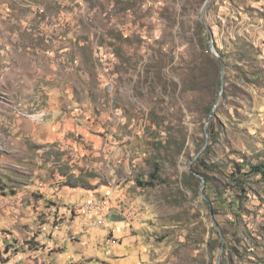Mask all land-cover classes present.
<instances>
[{
    "label": "rangeland",
    "instance_id": "obj_1",
    "mask_svg": "<svg viewBox=\"0 0 264 264\" xmlns=\"http://www.w3.org/2000/svg\"><path fill=\"white\" fill-rule=\"evenodd\" d=\"M205 1L0 0V264H217L215 226L220 264H264V178L234 187L264 165V0L206 8L226 86L194 160L221 80ZM69 182L109 188L122 230L84 235Z\"/></svg>",
    "mask_w": 264,
    "mask_h": 264
},
{
    "label": "trees",
    "instance_id": "obj_2",
    "mask_svg": "<svg viewBox=\"0 0 264 264\" xmlns=\"http://www.w3.org/2000/svg\"><path fill=\"white\" fill-rule=\"evenodd\" d=\"M204 25L200 22H198V27L201 29V27H203ZM205 27V26H204ZM204 63L202 65L203 68L205 69H208V70H211L213 73H214V76L216 77V80L218 78V71H219V68H221V65L220 63L217 61V59H215L212 55H210L208 52L206 53L205 55V59H204ZM221 85V80H217V83H216V86H220ZM220 92V91H218ZM214 103L215 101L212 100V102L208 105L207 109H206V113L208 115L211 114V111L214 107ZM214 128V123H211V129ZM211 148H209L210 150ZM197 167L198 169H201L203 166L201 164H197ZM211 171L212 170H218L220 168V166L218 165H211ZM246 170L242 173V170ZM156 172L155 174L153 173L151 176H150V181H147L146 183H143V185L141 186H149V187H152L154 186L155 182L158 181V177L156 176V174H158V168L155 167V171ZM191 172L192 174L196 175L195 172H198V171H193L191 169ZM239 177L237 180H235V189H237V196L239 199H241V204L243 205V203L247 200L248 198V195H249V185L251 184V178L253 176H261L262 178H264V165L263 164H259V165H254L252 163H249V162H245V163H242V165H238V169H237V172H236ZM200 174H202L201 172H198V175L200 176ZM194 175H190L191 177H194ZM202 176V175H201ZM199 177L200 178V182H202V179L203 178L205 180V198L204 199V204L207 206V208L213 212V214H216L214 211H212L211 209V194H210V191H213V190H217V188H213V183H212V180L207 177V176H203V177ZM67 187H70V188H78V187H81V188H87L86 185H79V184H74L72 182H69L67 183L66 185ZM225 192H222L220 194H223L224 195ZM213 194V192H212ZM216 203H220L222 204V206L226 207V208H229L230 207V204L227 205V200L226 199H223L222 200V203L219 199H216L215 200ZM240 203L237 204V210H236V213H235V218L237 219H240L242 217V213H246V209L240 205ZM240 205V206H239ZM226 249V248H224ZM237 252V251H236ZM221 264H224V262H222Z\"/></svg>",
    "mask_w": 264,
    "mask_h": 264
},
{
    "label": "built area",
    "instance_id": "obj_3",
    "mask_svg": "<svg viewBox=\"0 0 264 264\" xmlns=\"http://www.w3.org/2000/svg\"><path fill=\"white\" fill-rule=\"evenodd\" d=\"M113 202V192L109 188L101 192H94L82 202L78 209L80 219L81 212H88V219H81L84 235H89L92 231L100 229H108L114 235L122 230L110 219L115 208Z\"/></svg>",
    "mask_w": 264,
    "mask_h": 264
},
{
    "label": "water",
    "instance_id": "obj_4",
    "mask_svg": "<svg viewBox=\"0 0 264 264\" xmlns=\"http://www.w3.org/2000/svg\"><path fill=\"white\" fill-rule=\"evenodd\" d=\"M211 0H206L202 9H201V12H200V17H199V20L200 22L205 26L206 30L208 31V33L210 34V37H211V41L209 43V51L211 53V55L217 59V61L220 63L221 65V85H220V92L218 94V97H217V100H216V104L214 105L212 111H211V114L209 115L208 117V121H207V125L205 126V136H206V143L205 145L203 146V148L201 149V151L197 154V156L195 157L194 160H196L201 154L202 152L206 149L207 145H208V142H209V134L207 132V128L209 126V123L212 119V115L214 113V111L216 110L217 108V103L220 99V97L222 96L223 92H224V89H225V81H224V69H225V65L221 59V57L218 55L217 51L215 50V46H214V42H213V39H212V34H211V30L209 28V26L206 24L205 20H204V15H205V11H206V8L208 6V4L210 3ZM193 163V161L191 162ZM198 177H200L199 175H197ZM202 179V182H201V187H200V192L202 194V196L205 198V196L203 195V189H204V186H205V180L203 178ZM215 225V224H214ZM215 229L218 231L220 237H221V248H220V255H219V259L217 261V264H220L221 262V256H222V253H223V249H224V243H223V235H222V232L220 231V229L218 227L215 226Z\"/></svg>",
    "mask_w": 264,
    "mask_h": 264
},
{
    "label": "crops",
    "instance_id": "obj_5",
    "mask_svg": "<svg viewBox=\"0 0 264 264\" xmlns=\"http://www.w3.org/2000/svg\"><path fill=\"white\" fill-rule=\"evenodd\" d=\"M81 151V150H80ZM70 188V187H69ZM71 189V191L73 192L72 194H73V198H74V200H76V201H84L86 198H88V197H90L94 192H92V191H88V190H86V189H83V188H81V187H78V188H70ZM95 192H98V191H95ZM89 193V194H88ZM114 204H115V199H114ZM81 205V204H80ZM80 207V206H79ZM79 207H78V209H79ZM78 209H77V219H78V223H79V227H80V231L82 232V221H81V219H82V215H81V219H80V217H79V213H78ZM115 220V219H114ZM113 221V220H112ZM117 223H119V222H116V221H113V224L114 225H118ZM132 224V223H131ZM63 236V233L61 234V236H59V238L58 237H55L54 238V240L55 241H57V242H61L60 240H61V237ZM85 237V236H84ZM102 238V237H101ZM94 239H92V241H93ZM99 240H100V237H99ZM91 240H89V242H90ZM83 242V245L85 244V243H89V242H85L84 240L82 241ZM98 242H100V244L102 243V241H98ZM67 243H69V242H67ZM104 244V243H103ZM86 245V244H85ZM93 245H94V242H93ZM64 247H66L65 248V250L64 251H62V252H60V253H58L60 256H66V258H65V260H68L69 258H70V256H79V258H80V260H83L84 258L82 257V255H80V254H76L78 251H79V249H78V251H76V252H74L73 250H71V249H69V245L67 246V244H64ZM93 247V246H92ZM89 248L88 249V251L85 253V254H87V256H91V254H93L96 250H97V247H95L94 249L93 248ZM78 248V247H77ZM84 249V248H83ZM77 250V249H76ZM85 250V249H84ZM103 248H101V247H99V254H102L103 256H105L106 254L105 253H103ZM48 251H50V249L48 248V247H46V250H45V252H48ZM126 252V251H125Z\"/></svg>",
    "mask_w": 264,
    "mask_h": 264
},
{
    "label": "bare ground",
    "instance_id": "obj_6",
    "mask_svg": "<svg viewBox=\"0 0 264 264\" xmlns=\"http://www.w3.org/2000/svg\"><path fill=\"white\" fill-rule=\"evenodd\" d=\"M82 219H88V212H81Z\"/></svg>",
    "mask_w": 264,
    "mask_h": 264
}]
</instances>
